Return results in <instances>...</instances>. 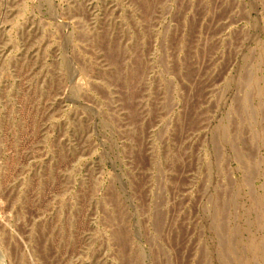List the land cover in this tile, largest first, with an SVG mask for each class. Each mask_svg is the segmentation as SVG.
Returning <instances> with one entry per match:
<instances>
[{
    "label": "rangeland",
    "instance_id": "1",
    "mask_svg": "<svg viewBox=\"0 0 264 264\" xmlns=\"http://www.w3.org/2000/svg\"><path fill=\"white\" fill-rule=\"evenodd\" d=\"M0 264H264V0H0Z\"/></svg>",
    "mask_w": 264,
    "mask_h": 264
}]
</instances>
